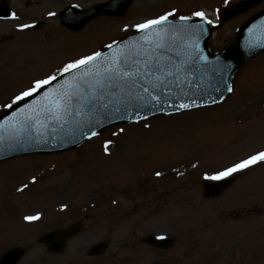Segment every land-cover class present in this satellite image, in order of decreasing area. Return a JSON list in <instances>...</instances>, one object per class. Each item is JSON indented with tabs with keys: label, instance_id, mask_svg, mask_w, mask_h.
Returning <instances> with one entry per match:
<instances>
[{
	"label": "rangeland",
	"instance_id": "rangeland-1",
	"mask_svg": "<svg viewBox=\"0 0 264 264\" xmlns=\"http://www.w3.org/2000/svg\"><path fill=\"white\" fill-rule=\"evenodd\" d=\"M28 1L17 4L22 10ZM100 1L108 0H44L43 5L60 13L70 3L90 7ZM221 1L148 0L133 4L122 19L101 18L79 33L44 22L25 45H7L22 53L0 55V114L34 79L96 47L107 49L115 37L161 15L166 7H183L189 10L185 16H193L194 10H212ZM15 4L9 0L8 5ZM262 7L264 3L227 21L210 42L212 50L228 47L234 30ZM38 9L40 5H32L23 16L38 17L29 14ZM11 30L0 23L1 33L14 34ZM260 151L264 54L242 68L233 94L221 105L112 128L62 155L1 162L0 256L21 245L28 254L20 264H264V165L233 173L239 178L221 196L203 198L206 176ZM27 215L39 219L29 221ZM77 222L83 230L62 254L51 255L39 243L45 232ZM13 230L22 231L14 235ZM150 234L173 236L176 243L169 251L153 250L142 243ZM102 242L110 245L106 254L90 257L88 251Z\"/></svg>",
	"mask_w": 264,
	"mask_h": 264
},
{
	"label": "snow or ice",
	"instance_id": "snow-or-ice-1",
	"mask_svg": "<svg viewBox=\"0 0 264 264\" xmlns=\"http://www.w3.org/2000/svg\"><path fill=\"white\" fill-rule=\"evenodd\" d=\"M194 15L209 25L213 23L204 12L197 11ZM11 18L18 17L13 13ZM190 18L177 17L172 10L146 19L135 25L138 36L108 43L107 53L94 51L65 63L54 73L34 79L4 105L13 114L0 121V143L9 130L21 147L39 143L44 137L73 143L99 135L97 128L106 123L133 120L144 110L181 111L200 107L196 97L202 93L201 84L209 78L214 81L215 92L232 93L231 65L219 58L209 60L200 48L205 29L188 25ZM173 19L184 23L173 24ZM29 28L35 25L23 24L20 30ZM33 99L34 103H27ZM107 147L106 144V150ZM258 163H264V151L205 179L221 180ZM25 219L33 221L39 217Z\"/></svg>",
	"mask_w": 264,
	"mask_h": 264
},
{
	"label": "water",
	"instance_id": "water-1",
	"mask_svg": "<svg viewBox=\"0 0 264 264\" xmlns=\"http://www.w3.org/2000/svg\"><path fill=\"white\" fill-rule=\"evenodd\" d=\"M129 3L130 2L126 3V6L129 5ZM236 12H240V11H236ZM62 22L64 24H68L67 23L68 21L65 22L62 20ZM172 23L176 25H180L184 22L179 20H172ZM187 24L203 26L205 32L200 37V48L203 50L205 55L208 56L209 60L215 61L217 60V58H219L221 62L231 65V71L229 73V79L231 83L235 74L239 71V69L243 66L245 62L254 58L257 54L264 52V46H261L264 45V12L252 18L244 27H242L238 31L236 42L231 47H229L222 53H216V54H213L210 51V49H208L207 47L208 41L212 36V30L209 28V26H207V24H205L204 21H197V20L196 21L189 20ZM70 27L75 28L76 30L79 29L78 28L79 26L73 27L71 25ZM213 84L214 81H212L211 78L205 80L201 84L200 88L202 90V93H198L196 97V102L199 103L201 106L200 107L194 106L189 110L213 106L223 102L226 99L229 93L215 92L213 89ZM213 97L216 98V102H213ZM34 99L28 101L27 103H34ZM20 107L21 108L25 107V104H21ZM189 110L174 111L171 109H166L165 111H151V112L144 110V112H142L141 114L136 115L133 120H118V121L109 122L106 123L103 127H98L97 131L101 133L105 129H108L110 127L122 123H136L137 120L139 122L146 120L142 118V116L144 115H146L148 119L155 116L177 114ZM12 114H13V110L8 111L7 113H5L3 116L0 117V121H3ZM44 140H47L48 142L45 143ZM87 140L89 139L81 138L73 143H68L60 139L54 141L49 137H44L41 139L39 143L33 142L21 147L17 145L16 140L14 138V133L11 130H9L8 132L4 133L3 142L0 143V161L18 155L33 154V153L63 152L65 150L78 147ZM232 181L233 180L231 179V180H223L215 183H205L204 197L210 199L219 196L232 183ZM79 231H80L79 225H73L65 230H57L48 233L43 237L42 242L48 245L51 253H59L63 251L67 241L72 236L77 234ZM146 242L158 248L167 249L173 245L174 240L171 238L154 240L152 237H149L146 240ZM106 248H107L106 244L97 245L90 251V254L92 256L101 255L102 253L105 252ZM23 256H24L23 250L21 249L11 250L6 255L3 256V258L0 260V264H17L19 260L22 259Z\"/></svg>",
	"mask_w": 264,
	"mask_h": 264
},
{
	"label": "flooded vegetation",
	"instance_id": "flooded-vegetation-1",
	"mask_svg": "<svg viewBox=\"0 0 264 264\" xmlns=\"http://www.w3.org/2000/svg\"><path fill=\"white\" fill-rule=\"evenodd\" d=\"M16 1V3H17V1L18 0H15ZM22 1H24L25 2V0H22ZM109 1H113V0H108L107 2H109ZM29 3L27 4V7L25 8V9H22V12L24 13V12H26V11H28V10H30V6H31V4L32 3H34L35 2V0H29L28 1ZM101 3H105V1H100L98 4H101ZM221 3H226V4H232V5H238V4H246V5H250V3H254V0H222L221 1ZM258 3H260V4H263L264 3V0H258ZM45 5V4H44ZM1 7H2V1L0 0V9H1ZM20 9H21V7L20 6H18ZM236 6H232V7H230L229 9H233V8H235ZM256 8V7H255ZM254 7H250V6H247V10H246V12L244 13V14H241V15H237V16H234V17H241L242 15H245V14H249L250 12H252L254 9H255ZM12 9H16L17 10V6H16V4L14 5V8L12 7ZM178 9V11L179 12H183L184 11V8L182 7V8H177ZM262 9H264V7H262L260 10H262ZM259 10V11H260ZM189 11V10H188ZM259 11H257V12H259ZM17 12H18V10H17ZM191 12H193V11H191ZM256 12V13H257ZM256 13H254V14H256ZM18 14V16H19V18H20V15H19V12L17 13ZM29 14H32L31 13V11H29ZM254 14H252V15H254ZM251 15V16H252ZM4 18L2 17V13L0 12V23L1 24H4V25H9V26H11V25H17V26H21V25H23L22 23H21V20H16V21H10V20H3ZM109 19H113V20H115L114 18H109ZM118 20V19H117ZM12 22V23H11ZM40 28H41V24H39V27L38 28H34V30H25V31H21V32H19L17 35H15V34H11V33H9V34H3V33H1L0 32V55L3 57V58H5L7 55H12V54H14V53H17L18 51H21V49L20 48H13V49H7V45L8 44H14L15 46L16 45H21V44H23L24 43V45H25V43L29 40V38L28 37H30V36H33V35H35V34H38V33H40L39 31H40ZM46 38L49 40V41H51V36H46ZM102 44V43H101ZM101 44H99V45H101ZM26 47H28V46H26ZM98 47H96L95 48V50L97 49ZM26 50H28V49H25L24 50V52L26 51ZM21 53H22V51H21Z\"/></svg>",
	"mask_w": 264,
	"mask_h": 264
},
{
	"label": "bare ground",
	"instance_id": "bare-ground-1",
	"mask_svg": "<svg viewBox=\"0 0 264 264\" xmlns=\"http://www.w3.org/2000/svg\"><path fill=\"white\" fill-rule=\"evenodd\" d=\"M12 23V22H11Z\"/></svg>",
	"mask_w": 264,
	"mask_h": 264
}]
</instances>
